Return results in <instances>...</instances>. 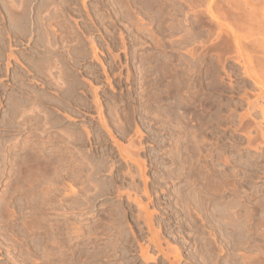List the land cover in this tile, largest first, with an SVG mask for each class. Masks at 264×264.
Instances as JSON below:
<instances>
[{"label":"rangeland","instance_id":"rangeland-1","mask_svg":"<svg viewBox=\"0 0 264 264\" xmlns=\"http://www.w3.org/2000/svg\"><path fill=\"white\" fill-rule=\"evenodd\" d=\"M19 3L0 0V264H264V52L247 42L264 0Z\"/></svg>","mask_w":264,"mask_h":264},{"label":"bare ground","instance_id":"bare-ground-1","mask_svg":"<svg viewBox=\"0 0 264 264\" xmlns=\"http://www.w3.org/2000/svg\"><path fill=\"white\" fill-rule=\"evenodd\" d=\"M8 1H9V0H8ZM21 1H22V0H20V3H21ZM24 1H25V0H24ZM152 1L154 2V1H157V0H152ZM160 1H161V0H160ZM211 1H212V0H211ZM27 2H28V1H27ZM20 3H19V4H20ZM156 3H157V2H156ZM9 4H10V3H9ZM9 4H8V6L11 7V4H10V5H9ZM15 4H17V3H15ZM15 4L13 3V5H15ZM21 4H22V3H21ZM21 4H20V5H21ZM20 5H19V6H20ZM154 5H155V4H154ZM17 6H18V5H16L15 8H13V9H14V10H13V13L15 12V10L20 9L19 7H18V9H16ZM151 6H152V5H151ZM12 7H13V6H12ZM21 8H23V6H22ZM152 8H153L152 11L154 12V7H152ZM6 9H7V8H6ZM24 9H25V8H24ZM9 10H10V8H9ZM18 11H19V10H18ZM16 12H17V11H16ZM16 12H15V14H16ZM23 12H24V11H23ZM42 12H45V11H42ZM11 13H12V12H11ZM11 13H10V14H11ZM17 13L19 14V12H17ZM155 13H156V11H155L154 13L151 14V15H152V18H155ZM206 15H208L209 19L211 18L212 20L215 21V23H216V25H217L219 31H221L222 28H223L224 30L229 31V37L232 39V41H234L236 47L238 48V45H239V35L236 34L234 31H231V30L229 29V27H228V23H227L226 21L219 20L216 16H213V14L211 13V11L208 10V9H207V14H206ZM12 16H13V15L11 14V17H12ZM196 16H197V14L195 13L193 18H195ZM199 16H200V15H199ZM199 16H197V18H198ZM11 17H10V18H11ZM200 17H201V16H200ZM202 17H203V16H202ZM202 17H201V18H202ZM193 18L187 21V23H189V25H190L192 28L194 27V24H195L194 22L197 21V19H196V21H194L195 19H193ZM14 19H15V17H14ZM247 19H248V18L245 17V20H247ZM37 20H38V19H37ZM63 20H64V19H63ZM186 20H187V18L185 17V21H186ZM15 21H16V20H15ZM243 21H244V20H243ZM6 22H7V21H6ZM41 22H43V21H41ZM63 22H64V21H63ZM228 22H229V21H228ZM245 22L248 23V21H245ZM255 22H256V25H257V23H258V27H257L258 29H256V30H257L256 33H258V35H259L260 32L262 33V30H263V32H264V26L262 25L261 21H260V22H259V21H258V22L255 21ZM31 24H32V23H31ZM31 24H30V26H31ZM39 24H41V23H39ZM67 24H68V23H67ZM252 24H253V23H252ZM10 25H11V24H10ZM41 25H42V24H41ZM56 26H57V25H56ZM69 26H70V25H69ZM42 27H43V29H44V26H42ZM47 27H49V26H47ZM49 28H50V27H49ZM49 28H48V29H49ZM51 28H52V27H51ZM4 29H5V28H4ZM45 29H46V28H45ZM49 30H50V29H49ZM53 30H54V29H53ZM53 30H52V31H53ZM252 30H254V29H252ZM45 31H48V30H45ZM54 31H55V30H54ZM187 31H188V30H187ZM1 32H2V31H1ZM6 32H7V31H6ZM31 33H32V32H31ZM34 33H35V32H34ZM52 33H53V32H52ZM254 33H255V32H254ZM256 33H255V34H256ZM6 34H7V33H6ZM39 34H40V33H39ZM41 34H42V32H41ZM46 34H47V33H45V35H46ZM262 34H263V33H262ZM31 35H32V34H31ZM37 35H38V34H37ZM48 35H49V34H48ZM48 35L45 36V37L47 38ZM53 35H54V34H52V36H53ZM252 35H253V33L250 34V36H252ZM256 35H257V34H256ZM260 35H261V34H260ZM54 36H55V35H54ZM54 36H53V37H54ZM8 37H9V36H8ZM29 37H30V36H29ZM40 38H41V37H40ZM7 39H10V38H7ZM54 39H55V37H54ZM19 40H20V38H19ZM29 40H30V39H29ZM33 40H34V39H33ZM57 40H58V39H57ZM59 40H60V39H59ZM21 41H22V40H21ZM43 41H44V40H43ZM45 41H46V39H45ZM54 41H55V40H54ZM28 42H29V41H28ZM48 42H49V40L46 42V44H47ZM56 42H57V41H56ZM56 42H55V43H56ZM247 42H248V45L251 46V47L253 48L254 51H256V50L258 49V51H262V52H264V36H262V37H261V36H260V37H259V36H258V37L255 36L254 38H250V37H249V39H247ZM11 43H12V42H11ZM44 43H45V42H44ZM56 44H57V43H56ZM56 44H55V45H56ZM64 44H65V43H64ZM26 45H27V44H26ZM93 45H94V44H93ZM9 46H10V43H9ZM11 46H12V45H11ZM48 46H49V45H48ZM56 46H57V45H56ZM93 47H94V46H93ZM8 48H9V47H8ZM10 48H11V47H10ZM39 48H40V47H39ZM39 48H38V49H39ZM67 48H68V47H67ZM256 48H257V49H256ZM24 49H25V48H24ZM49 49L52 51V49L55 50L56 48H53V47L50 48V47H49L48 50H49ZM64 49H65V48H64ZM34 50H35V49H34ZM36 50H37V49H36ZM40 50H41V49H40ZM59 50H60V49H59ZM65 50H66V49H65ZM44 51H45V50H44ZM66 51H67V50H66ZM12 52H13V51H12ZM12 52H11V53H12ZM67 52H68V51H67ZM94 52H95V51H94ZM6 53H7V51H6ZM26 53H27V52H26ZM13 54H14V53H13ZM67 54H68V53H67ZM30 55H31V54H30ZM5 56H6V55H5ZM14 56H15V54H14ZM14 56H13V59H15V60L18 59V58L14 57ZM40 56H41V55H40ZM10 57H11V56H10ZM51 57H53V55H52ZM66 57H67V56H66ZM69 57H70V55H69ZM5 58H6V57H5ZM8 58H9V57H8ZM38 58H39V57H38ZM53 58H54V57H53ZM29 59H31V58H29ZM55 59H56L55 61L57 62V58H55ZM15 60H14V61H15ZM182 60H183L184 63L188 61V60L185 59V58H184V59L182 58ZM251 60H253V57H252V56H251L250 58H248L249 63H251ZM18 61H19V60H18ZM34 61H35V60H34ZM55 61H54V63H53V61H52V63H53L54 66L57 65ZM70 61H71V60H70ZM193 61H196V60H193ZM9 62H10V60H9ZM59 62H60V61H59ZM63 62H64V61H63ZM65 62H66V61H65ZM188 62H189V61H188ZM188 62H187V63H188ZM7 63H8V62H7ZM16 63H17V61H16ZM57 63H58V62H57ZM187 63H186V64H187ZM189 63H190V62H189ZM9 64H10V63H9ZM9 64H8V65H9ZM19 64H20V63H19ZM39 64H40V63H39ZM45 64H46V63H45ZM47 64H48V63H47ZM47 64H46V65H47ZM50 64H51V63H50ZM50 64H48V65H50ZM66 64L68 65L69 63H66ZM15 65H16V64H15ZM21 65H22V63H21ZM21 65H20V66H21ZM26 65H27V64H26ZM36 65H37V64H36ZM48 65H47V67H48ZM9 66H10V65H9ZM39 66H40V65H39ZM51 66H52V65H51ZM54 66H52V68H53ZM12 67H13V66H12ZM23 67H24V66H23ZM41 67H42V66H41ZM41 67H39L38 69H40ZM5 68H6V65H5ZM5 68H4V69H5ZM27 68H28V67H27ZM45 68H46V67H45ZM45 68L43 67V68H41V69L45 70ZM50 68H51V67H50ZM50 68L48 67V70H49ZM55 68H57V67H55ZM59 68H60V70H61V66H59ZM13 69H14V68H13ZM7 70H8V69H7ZM28 70H29V69H28ZM46 70H47V69H46ZM52 70H53V69H52ZM54 70H55V69H54ZM5 71H6V70H5ZM15 71H16V70H15ZM41 71H42V70H41ZM62 71H63V70H62ZM245 71H246L247 75H248L250 78L252 77V78L255 79V78L257 77V75H258L256 72L252 71L248 66H245ZM7 72H8V71H7ZM10 72H11V71H10ZM12 72H13V71H12ZM69 72H70V71H69ZM42 73H43V72H42ZM42 73H41V74H42ZM55 73L57 74V72H55ZM41 74H40V75H41ZM45 74H47V73H44V75H45ZM49 74H50V73H49ZM9 75H10V74H9ZM16 75H17V74H16ZM27 75H28V74H27ZM27 75H26V76H27ZM47 75H48V74H47ZM12 76H13V75H12ZM12 76H11V77H12ZM50 76H51V74L49 75L48 79L54 77L53 74H52V77H50ZM58 76H59V75H58ZM11 77H10V78H11ZM17 77H18V75H17ZM27 77H28V76H27ZM39 77H40V76H39ZM55 77H56V79H57V75H56ZM69 77H70V76H69ZM46 78H47V77H46ZM58 78H60V77H58ZM12 79H13V78H12ZM54 79H55V78H54ZM22 80H23V78H22ZM28 80H29V79H28ZM28 80H27V82H28ZM42 80H43V79H42ZM58 80L60 81V79H57V80H56V84H55V80H54V81L50 80V81L54 82L53 84H54V86H55V85H57ZM61 80H62V78H61ZM35 81H36V80H35ZM254 81H255V80H254ZM257 81H258V80H257ZM52 82H51V83H52ZM60 82H61V81H60ZM73 82H74V81L72 80V84H73ZM21 83H22V81H21ZM29 83H30V82H29ZM45 83H46V82H45ZM51 83H50V84H51ZM27 84H28V83H27ZM43 84H44V83H43ZM43 84H42V85H43ZM58 84H59V83H58ZM61 84H62V87H65V84H64V86H63V82H61ZM61 84H60V85H61ZM25 85H26V84H25ZM6 86H7V85H6ZM31 86H32V85H31ZM68 86H69V85H68ZM4 87H5V86H4ZM13 87H14V86H13ZM17 87H18V86H17ZM25 87H26V86H25ZM41 87H42V86H41ZM43 87H44V85H43ZM45 87H46V86H45ZM57 87H59V86L57 85ZM71 87H72V86H71ZM19 88H20V87H19ZM54 88H55V87H54ZM54 88H53V89H54ZM66 88H67V85H66ZM72 88H73V87H72ZM5 89H7V88H5ZM16 89H17V88H16ZM30 89H32V87H31ZM44 89H45V88H44ZM44 89H43V90H44ZM55 89H56V88H55ZM59 90H60V92H61V89H60V88H59ZM68 90H69V89H68ZM71 90H72V89H71ZM56 91H57V93H58V90H56ZM6 92H7V91H6ZM11 92H12V91H11ZM20 92H21V91H20ZM33 92H34V91H33ZM50 92H51V91H50ZM4 93H5V92H4ZM28 93H29V92H28ZM48 93H49V92H48ZM51 93L53 94V91H52ZM20 94H21V93H20ZM37 94H38V93H37ZM46 94H47V93H46ZM54 94H55V93H54ZM61 94H62V93H61ZM259 94H260V93H259ZM13 95H14V94H13ZM43 95H44V93H43ZM43 95H42V98L46 97V95H45V96H43ZM37 96H38V95H37ZM56 96H57V95H56ZM56 96H55V98H56ZM48 97H49V94H48ZM51 97H52V96H51ZM28 98H29V96H28ZM34 98H35V97H34ZM39 98H40V97H39ZM46 98H47V97H46ZM13 99H14V98H13ZM21 99H22V98H21ZM57 99H58V98H57ZM23 100H24V99H23ZM42 100H43V99H42ZM42 100H41V101H42ZM16 101H17V100H16ZM29 101H30V100H29ZM31 101H32V100H31ZM38 101H39V103H40V100H37V102H38ZM66 101H67V100H66ZM23 102H24V101H23ZM34 102H35V101H34ZM37 102H36V104H34V105H37ZM58 102H59V101H58ZM29 103H30V102H29ZM32 103H33V102H32ZM32 103H31L30 105H32V107H33L34 105H33ZM46 103H47V102H46ZM62 103H63V102H62ZM66 103H67V102H66ZM66 103H65V104H66ZM69 103H70V102H69ZM27 104H28V101H27ZM58 104H59V103H58ZM58 104H57V106H58ZM28 105H29V104H28ZM48 105H49V104H48ZM6 106H7V105H6ZM24 106H26V105H24ZM42 106H43V105H42ZM59 106H60V105H59ZM37 107H38V106H37ZM50 107H51V106H50ZM52 107H53V105H52ZM52 107H51V108H52ZM20 108H21V107H20ZM25 108H26V107H25ZM25 108H23V110H24ZM27 108H28V107H27ZM38 108H39V107H38ZM43 108H44V107H43ZM51 108H50V109H51ZM54 108H55V107H54ZM54 108H53V109H54ZM21 109H22V108H21ZM29 109H31V106H29ZM39 109H40V108H39ZM41 109H42V108H41ZM50 109H49V110H50ZM262 109H263V108H262ZM31 110H32V109H31ZM31 110H30V111H31ZM33 110H36V109L34 108ZM33 110H32V111H33ZM43 110H44V109H43ZM45 110H46V108H45ZM27 111H28V109L25 111V113H26ZM30 111H28V112H30ZM36 111H38V109H37ZM54 111H56V110H54ZM57 111H59V110L57 109ZM263 111H264V110H263ZM263 111H262V113H263ZM38 112H39V114H40V113H43V112L46 113V111H43V112H42V111H41V112L38 111ZM63 112H64V111H63ZM16 113H17V112H16ZM22 113H24V112H22ZM25 113H24V114H25ZM34 113H35V112H34ZM24 114H21V115H24ZM26 114H27V113H26ZM30 114H31V112L29 113V115H30ZM36 114H37V113H35V115H36ZM56 114H57V113H56ZM66 114H67V113H66ZM14 115H15V113H14ZM21 115H20V117H22ZM45 115H46V116H45ZM45 115L43 114V116H44L43 118L47 117V114H45ZM100 115H101V114H100ZM26 116H27V115H26ZM63 116H66V117H67L68 115H64V114H63ZM13 117H14V116H13ZM30 117H31V116H30ZM36 117H37V116H36ZM48 117H49V116H48ZM68 117H70V116H68ZM25 118H26V117H25ZM37 118H39V115H38ZM61 118H62V117H61ZM70 118H71V117H70ZM14 119H15V118H14ZM14 119H13V120H14ZM19 119H20V118H19V114H18V119H15V121L18 122ZM23 119H24V118H22V120H23ZM27 120H28V119H27ZM44 120H45V119H44ZM101 120H102V119H101ZM10 122H11V121H10ZM17 122H16V123H17ZM27 122H28V121H27ZM32 122H33V121H32ZM39 122H40V120H39ZM41 122H42V121H41ZM57 122H58V121H57ZM34 123H35V122H34ZM43 123H46V122L44 121ZM50 123H51V121H50ZM50 123L48 122V123L44 124L45 127H46V126L49 127L48 124H50ZM27 124H28V123H27ZM40 124H41V123H40ZM52 124H53V123H52ZM19 125H20V124H19ZM42 125H43V124H41V126H42ZM21 126H22V125H21ZM21 126H20V127H21ZM29 126H30V125H29ZM29 126H28V127H29ZM35 126H36V125H35ZM63 126H64V124H63ZM22 127H23V126H22ZM32 127H33V126H32ZM66 127H67V126H66ZM68 127H69V126H68ZM11 128H12V127H11ZM23 128H24V127H23ZM54 128H55V127H54ZM20 129H21V128H20ZM30 129H31V127H30ZM30 129H29V131H31ZM43 129H44V128H43ZM51 129H52V128H51ZM56 129H57V128H56ZM61 129H62V133H65V132H64L65 130H64L62 127H61ZM65 129H66V128H65ZM33 130H34V129H33ZM33 130H32V131H33ZM47 130H48V128H47ZM49 130H50V129H49ZM49 130H48V131H49ZM66 130H67V129H66ZM85 130H87V129H85ZM85 130H84V131H85ZM17 131H18V130H17ZM38 131H39V130H38ZM48 131H47V132H48ZM50 131H51V130H50ZM55 131H56V130H55ZM60 131H61V130H60ZM71 131H72V130H71ZM45 132H46V131H45ZM58 132H59V131H58ZM85 132H86V131H85ZM88 132H89V130H88ZM33 133H34V132H33ZM41 133L43 134V131H42ZM55 133H56V132H55ZM59 133H61V132H59ZM66 133H67V132H66ZM66 133H65L64 135L68 136V134H66ZM68 133H69V132H68ZM79 133H81V132H79ZM28 134H29V132H28ZM30 134H31V133H30ZM50 134H51V133H50ZM69 134H71L72 136L74 135V133L72 134V132L69 133ZM20 135H21V134H20ZM37 135H39V133H38ZM43 135H44V134H43ZM45 135H46V134H45ZM57 135H58V133H57ZM71 135H69L70 138L68 137L70 140H71V138H72ZM75 135H76V133H75ZM75 135H74V136H75ZM77 135H78V134H77ZM25 136H27V135H25ZM28 136H29V135H28ZM28 136H27V137H28ZM32 136H33V135H32ZM39 136H40V135H39ZM47 136H48V135H47ZM49 136H50V135H49ZM49 136H48V137H49ZM51 136H52V135H51ZM60 136H62V135H60ZM79 136H80V135H79ZM86 136H87V135H86ZM88 136H89V135H88ZM33 137H34V136H33ZM35 137H36V136H35ZM53 137H54V136H53ZM57 137H59V136H57ZM64 137H65V136H64ZM64 137H62V139H63ZM30 138H31V137H30ZM60 138H61V137H60ZM60 138H59V140L62 141V139H60ZM80 138H81V137H80ZM33 139H34V138H33ZM33 139H31V140H33ZM38 139H39V137H38ZM41 139H42V138H40L39 141H41ZM48 139H49V138H48ZM51 139H52V138H51ZM51 139H50V140H51ZM57 139H58V138H57ZM65 139H66V138H65ZM69 139H67V140H69ZM75 139H77V138H75ZM24 140H25V139H24ZM27 140H28V139H27ZM43 140H44V139H43ZM50 140H48V142H49ZM28 141H29V140H28ZM37 141H38V140H37ZM64 141H65V140H64ZM71 141H72V140H71ZM22 142H23V141H22ZM22 142H21V145H22ZM30 142H32V141H30ZM44 142H46V141H44ZM54 142H55V141H54ZM59 142H60V141H59ZM24 143H26V142H24ZM24 143H23V144H24ZM35 143H36V142H35ZM38 143H39V142H38ZM42 143H43V141H42ZM63 143H64V142H63ZM65 143H68V142L66 141ZM73 143H74V142H73ZM30 144H31V143H30ZM32 144H33V142H32ZM43 144H44V143H43ZM43 144H42V147H43ZM51 144H52V143H51ZM16 145H17V144H16ZM48 145H49V144H48ZM61 145H62V144H61ZM67 145H69V144H67ZM79 145H80V144H79ZM33 146L36 147L35 144H34ZM37 146H38V145H37ZM44 146H45V145H44ZM72 146H73V145H72ZM29 147L31 148L30 145H29ZM50 147H52V145H51ZM61 147H62V146H61ZM68 147H69V146H68ZM70 147H71V146H70ZM75 147H76V146H75ZM63 148L66 149V147H63ZM23 149H24V148H23ZM26 149H27V148H26ZM43 149H44V148H43ZM53 149H54V147H53ZM70 149H71V148H70ZM78 149H79V147H78ZM78 149H75V150L78 151ZM40 150H41V149H40ZM40 150H39V151H40ZM46 150H49V149H46ZM67 150H68V149H67ZM72 150H74V149H72ZM72 150H71V151H72ZM79 150H80V149H79ZM24 151H25V150H24ZM24 151H23V152H24ZM29 151H30V150H29ZM33 151H34V150H33ZM33 151H32V152H33ZM41 151H42V150H41ZM41 151H40V152H41ZM44 151H45V150H44ZM44 151H43V152H44ZM71 151H69V152H71ZM3 152H4V149H3ZM35 152H36V151H35ZM35 152H34V153H35ZM48 152H49V151H48ZM56 152H57V149H56V151H55V154H56V156H57L58 153H56ZM58 152H59V150H58ZM75 152H76V151H75ZM75 152H74V153H75ZM79 152H80V151H79ZM46 153H47V152H45V156H47ZM52 153H53V152H52ZM67 153H68V152H67ZM81 153L83 154L82 151L80 152V154L77 152V155H78V154L81 155ZM7 154H8V153H7ZM36 154H37V152H36ZM63 154H65V152H64ZM71 154H72V153H70L69 155H71ZM59 155H60V153H59ZM59 155H58V156H59ZM61 155H62V154H61ZM73 155H74V154H73ZM73 155H72V156H73ZM27 156H31L30 153H29V155H28V153H27ZM54 156H55V155H54ZM58 156H57V158H58ZM72 156H70V157L72 158ZM40 157H41V156H40ZM42 157H44V155H43ZM48 157H49V156H48ZM51 157H53V156H51ZM61 157H63V156H61ZM67 157H69V156H67ZM81 157H82V156H81ZM18 158H19V157H18ZM24 158H25L24 160H26V161H28V160L30 159V157H29V159H27L26 157H24ZM32 158H33V157H32ZM53 158H54V157H53ZM57 158H56V159H57ZM64 158H65V156H64ZM71 158H69V159H71ZM73 158H74V157H73ZM46 159H47V157H46ZM46 159H45V160H46ZM58 159H59V158H58ZM58 159H57V160H58ZM77 159H78V158H77ZM77 159H76V162H77ZM22 160H23V159H22ZM24 160H23V161H24ZM30 160H31V159H30ZM32 160H33V159H32ZM32 160H31V161H32ZM34 160H36V159H34ZM34 160H33V161H34ZM37 160L40 161L39 158H38ZM57 160H56V162H57ZM65 160H66V159H65ZM65 160H64V161H65ZM81 160H82V159H81ZM48 161H49V160H48ZM51 161L53 162V164H54V166H55V163H54L55 161H53V160H51ZM59 161H60V160H59ZM59 161H58V162H59ZM71 161H72V159H71ZM78 161H80V159H79ZM18 162H19V161H18ZM44 162H45V161H43V165H44ZM60 162H61V161H60ZM62 162H63V161H62ZM66 162H67V161H66ZM72 162H73V161H72ZM83 162H84V161H83ZM16 163H17V162H16ZM27 163H28V162H27ZM46 163H47V162H46ZM46 163H45V166H46L47 164H49V163H47V164H46ZM77 163H79V162H77ZM23 164H24V163H23ZM34 164H35V163H34ZM34 164L32 163V165H34ZM26 165H27V164H26ZM28 165L30 166L31 163L28 164ZM28 165H27V166H28ZM38 165H39V164H38ZM73 165H74V163H73ZM77 165H80V163L77 164ZM81 165H82V164H81ZM23 166H24V165H23ZM34 166H35V165H34ZM34 166H33V167H34ZM36 166H37V164H36ZM40 166H42V163L40 164ZM40 166H39V167H40ZM49 166H50V164H49ZM75 166H76V165H75ZM33 167L31 168V166H30V170H31V169H35V167H34V168H33ZM43 167H44V166H43ZM47 167H48V166H46V168H47ZM70 167H71V166H70ZM80 167H82V166H80ZM17 168H18V166H17ZM25 168H26V166H25ZM25 168H23L24 171L26 170ZM37 168H38V166H37ZM37 168H36V169H37ZM56 168H57V167H56ZM56 168H55V169H56ZM78 168H79V167H78ZM82 168H83V167H82ZM82 168H81V170H82ZM21 169H22V167H21ZM21 169H20V170H21ZM28 169H29V168H28ZM47 169H48V168H47ZM49 169H50V167H49ZM49 169H48V170H49ZM51 169H52V168H51ZM51 169H50V172H48V171L45 170V167H44V169H41V167L39 168V170H40L42 173H43V170H44V175H43V176L46 175L45 178H46L47 176H49L50 173H53V172L55 171V169H54V171L51 172ZM84 169H85V168H84ZM39 170L37 169V171H39ZM16 171H17V170H16ZM24 171H23V173H25ZM45 171L48 172V174H47ZM82 171H83L82 173H84V170H82ZM28 172H29V171H26V173H28ZM67 172H68V171H67ZM18 173H19V172H18ZM23 173H22V174H23ZM35 173H36V172H35ZM45 173H46V174H45ZM55 173H56V172H55ZM14 174H15V173H14ZM16 174H17V173H16ZM16 174H15V175H16ZM22 174H21V175H22ZM33 174H34V173H33ZM33 174H32V172H31V175H33ZM37 174L40 175V172L37 173ZM57 174H58V173H57ZM59 174H60V172H59ZM80 174H81V173H80ZM87 174H88V173H87ZM87 174H86V175H87ZM21 175H20V176H21ZM53 175H54V174H53ZM62 175H66V174H62ZM62 175H61V176H62ZM84 175H85V174H84ZM22 176H23V175H22ZM36 176H37V175H36ZM41 176H42V175H41ZM41 176H40V177H41ZM77 176H78V175H77ZM30 177H31V176H30ZM33 177H34V175H33ZM58 177H59V176H58ZM65 177H66V176H65ZM24 178H26L25 175H24ZM27 178H28V177H27ZM27 178H26V179H27ZM43 178H44V177H43ZM47 178H48V177H47ZM49 178H50V177H49ZM49 178H48V179H49ZM51 178H52V177H51ZM18 179H19V178H18ZM26 179H25V180H26ZM34 179H36V177H34ZM39 179L41 180V178H39ZM39 179H38V181L40 182ZM53 179H54V178H53ZM60 179H61V177H60ZM62 179H63V178H62ZM21 180H22V179H21ZM27 180H28V179H27ZM31 180H32V178H31ZM43 180H45V179H43ZM43 180H42V181H43ZM80 180H81V179H80ZM22 181H24V180H22ZM38 181H37V182H38ZM27 182H28V181H27ZM27 182L25 181V183H27ZM30 182H31V181H30ZM32 182H33L34 184L37 183V182H34L33 180H32ZM32 182H31V183H32ZM33 183H32V185H33ZM43 183H44V182H43ZM47 183H49V182H47ZM50 183H51V182H50ZM81 183H82V182H81ZM19 184H20V183H19ZM19 184H18V186H19ZM29 185H30V184H29ZM35 185L37 186V184H35ZM35 185H34V186H35ZM51 185H52V183H51ZM21 186H22V185H21ZM46 186L49 187V185H46ZM16 187H17V186H16ZM25 187H27V184H26ZM32 187H33V186H32ZM20 188H23V186L20 187ZM20 188H19V190H20ZM29 188H30V187H29ZM29 188H28V189H29ZM17 189H18V188H17ZM35 189H36V187H35ZM38 189H39V188H38ZM40 189H41V188H40ZM40 189H39V190H40ZM47 189H49V188H47ZM30 190H31V189H30ZM33 190H34V189H33ZM26 191H27V188H26L25 192H26ZM28 191H29V190H28ZM47 191H48V190H47ZM22 192H24V190H23ZM37 192H38V191H37ZM41 192H42V189H41ZM48 192H50V191H48ZM48 192H47V193H48ZM28 193H29V192H28ZM28 193H27V194H28ZM34 193H35V191H34ZM27 194H26V195H27ZM37 194H39V193H37ZM49 194H50V193H49ZM49 194H48V196H49ZM52 194H53V193H52ZM31 195H32V193L30 194V196H31ZM33 195H34V194H33ZM22 196H23V195H22ZM30 196H28V197H30ZM46 196H47V195H46ZM48 196H47V197H48ZM26 197H27V196H26ZM26 197H25V198H26ZM28 197H27V198H28ZM30 198H32V196H31ZM61 198H64V197H61ZM47 199H48V198H47ZM26 200H27V199H26ZM33 200H34V199H33ZM49 200H50V199H49ZM29 201H30V200H28V202H29ZM30 202H32V201H30ZM33 202H37V201H33ZM47 202H48V201H47ZM26 203H27V201H26ZM49 203H50V202H49ZM49 203H48V204H49Z\"/></svg>","mask_w":264,"mask_h":264}]
</instances>
